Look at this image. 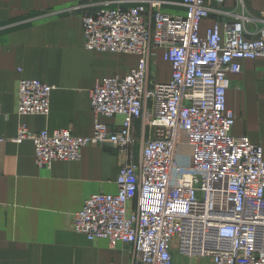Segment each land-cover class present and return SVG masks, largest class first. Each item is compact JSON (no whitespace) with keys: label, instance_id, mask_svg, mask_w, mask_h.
Masks as SVG:
<instances>
[{"label":"built area","instance_id":"2783aa9c","mask_svg":"<svg viewBox=\"0 0 264 264\" xmlns=\"http://www.w3.org/2000/svg\"><path fill=\"white\" fill-rule=\"evenodd\" d=\"M163 4L95 0L68 7L81 17L85 49L133 54L138 63L91 91V135L32 132L21 124L13 141L32 140L36 165L48 169L79 160L91 144L117 149V191L89 196L73 228L111 247L130 245L131 264H174L173 243L213 264H264V149L232 133L235 115L227 107L229 75L245 59L264 58V12L252 14L238 0L225 12L231 21L217 20L202 34V21L220 11L208 0H182L184 15L165 12ZM158 54L170 64L167 81L153 73ZM52 90L22 78L17 113L48 115ZM100 116L122 121L112 127ZM7 142L0 138V168Z\"/></svg>","mask_w":264,"mask_h":264},{"label":"crops","instance_id":"0c3cea01","mask_svg":"<svg viewBox=\"0 0 264 264\" xmlns=\"http://www.w3.org/2000/svg\"><path fill=\"white\" fill-rule=\"evenodd\" d=\"M95 0H0V138L8 139L0 168V264H131L133 248L111 247L106 239L89 240L73 228L74 214L97 193H115L120 169L110 143L83 148L81 158L38 167L34 142H14L21 124L32 132L68 129L89 136L94 129L91 91L105 77L124 76L138 56L89 51L84 47L79 13L68 7ZM98 1V0H97ZM129 5L137 0H127ZM165 12L184 15L182 0H163ZM252 14L264 12V0H243ZM201 23V33L217 20L231 21L238 0L218 5ZM253 29L254 25H249ZM161 58V56H160ZM165 64L171 76L170 64ZM156 61V60H155ZM239 73L229 75L227 107L235 115L232 133L245 135L264 149V58L245 59ZM22 78L53 86L48 115L17 113ZM167 81V80H166ZM115 126L122 117L100 116ZM174 264H213L211 257H190L172 244Z\"/></svg>","mask_w":264,"mask_h":264},{"label":"rangeland","instance_id":"374dc122","mask_svg":"<svg viewBox=\"0 0 264 264\" xmlns=\"http://www.w3.org/2000/svg\"><path fill=\"white\" fill-rule=\"evenodd\" d=\"M160 59H161L160 55L158 54L156 56V61H153V63H152V65H153L152 68H154L153 73H155V78L158 82L166 81L169 78V74L166 71L165 64H163Z\"/></svg>","mask_w":264,"mask_h":264}]
</instances>
